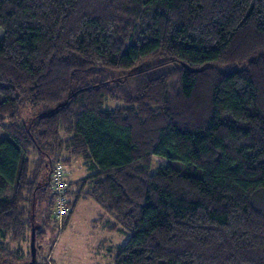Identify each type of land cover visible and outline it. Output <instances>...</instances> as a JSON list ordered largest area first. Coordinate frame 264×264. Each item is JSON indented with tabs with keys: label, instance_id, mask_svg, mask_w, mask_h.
Instances as JSON below:
<instances>
[{
	"label": "trees",
	"instance_id": "1",
	"mask_svg": "<svg viewBox=\"0 0 264 264\" xmlns=\"http://www.w3.org/2000/svg\"><path fill=\"white\" fill-rule=\"evenodd\" d=\"M0 29V264H52L85 198L108 264H264V0H0Z\"/></svg>",
	"mask_w": 264,
	"mask_h": 264
},
{
	"label": "rangeland",
	"instance_id": "2",
	"mask_svg": "<svg viewBox=\"0 0 264 264\" xmlns=\"http://www.w3.org/2000/svg\"><path fill=\"white\" fill-rule=\"evenodd\" d=\"M2 35L3 30L0 29V38ZM117 77L119 78L120 75ZM127 80L128 79H122V86L124 89H127L126 86H130V82L134 83L133 79L129 81ZM1 100L2 96L0 95V101ZM25 113V117L26 115H31L30 110ZM3 137H5V132H3L0 127V139ZM166 164V159L155 157L154 169ZM66 166L68 167L69 172L71 169L72 178H79V176H81V169L84 171L83 175L88 173L83 164L78 166L77 163H75L70 167L68 165ZM154 169L152 170L154 171ZM100 214H104L106 217L103 219L101 218L102 220H97ZM109 217L108 214L102 212L99 204L94 200H81L80 204L75 209L74 217L70 226L65 229L66 233L64 235L63 232L60 233L59 237L56 239L57 241H54L56 244L54 248H52L53 242L50 243L51 237L45 238L44 241L39 243V246L42 247L43 252L47 253V260L49 259L50 262V259H52V251L49 249L53 250L55 264H108L111 262L112 256L110 252H108L107 247L110 245L123 244L127 240V237L118 231L104 229L102 223ZM104 238H107L109 243H107L103 249H100L99 244ZM49 251L51 252L50 255Z\"/></svg>",
	"mask_w": 264,
	"mask_h": 264
},
{
	"label": "built area",
	"instance_id": "3",
	"mask_svg": "<svg viewBox=\"0 0 264 264\" xmlns=\"http://www.w3.org/2000/svg\"><path fill=\"white\" fill-rule=\"evenodd\" d=\"M51 188L54 196V210L56 217L61 222L69 213L68 203V183L69 169L62 161H57L51 172Z\"/></svg>",
	"mask_w": 264,
	"mask_h": 264
},
{
	"label": "crops",
	"instance_id": "4",
	"mask_svg": "<svg viewBox=\"0 0 264 264\" xmlns=\"http://www.w3.org/2000/svg\"><path fill=\"white\" fill-rule=\"evenodd\" d=\"M75 163H77L78 166H81V165H82L81 160H74V162H73L72 164H75ZM72 164H71V165H72ZM71 165H70V166H71ZM70 166H69V167H70ZM84 167H85V166H84ZM83 174H84V171H83V169H81V170H80V175H81V176H79V178L85 176V175H83ZM79 178H72V171H71V169H70V172H69V180L72 181V180H77V179H79ZM86 199H90V198H85V199H81V200H86ZM81 200L78 202L77 206L80 204ZM92 200H93V199H92ZM96 203H97V202H96ZM77 206H76V207H77ZM99 206H100V205H99ZM100 208H101L102 212H105V211L102 209L101 206H100ZM75 209H76V208H75ZM74 213H75V210H74ZM74 213L72 214L71 219H70V221H69V223H68V225L66 226L65 229H67V227L70 226V224H71V222H72V219H73V217H74ZM101 216H102V219L106 217V215H104V214H103V215L100 214V215L98 216L97 220H99V217H101ZM102 219H101V220H102ZM106 222H107V221L105 220V222L102 223V225H103V227H104L105 230L108 229V228L106 227V225H105ZM65 233H66V231L64 230V231H63V235H64ZM107 238H108V237H107ZM107 238H104V239L100 242V244H99V248H102V249H103V247L106 246L107 243H109L108 240H107ZM108 239H109V238H108ZM56 241H57V240H56ZM55 245H56V244L54 243L53 248H54ZM102 246H103V247H102ZM52 260H53V262H54V264H55V260L53 259V250H52ZM53 262H52V264H53Z\"/></svg>",
	"mask_w": 264,
	"mask_h": 264
},
{
	"label": "water",
	"instance_id": "5",
	"mask_svg": "<svg viewBox=\"0 0 264 264\" xmlns=\"http://www.w3.org/2000/svg\"><path fill=\"white\" fill-rule=\"evenodd\" d=\"M35 233H36V229L32 227L30 247H31L33 260H35L36 258V235Z\"/></svg>",
	"mask_w": 264,
	"mask_h": 264
},
{
	"label": "bare ground",
	"instance_id": "6",
	"mask_svg": "<svg viewBox=\"0 0 264 264\" xmlns=\"http://www.w3.org/2000/svg\"><path fill=\"white\" fill-rule=\"evenodd\" d=\"M69 195V194H68ZM63 225V224H62Z\"/></svg>",
	"mask_w": 264,
	"mask_h": 264
}]
</instances>
